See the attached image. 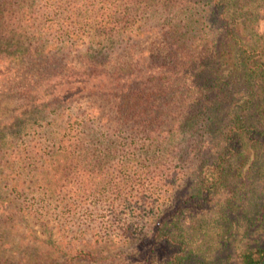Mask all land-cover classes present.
Listing matches in <instances>:
<instances>
[{
  "label": "trees",
  "instance_id": "obj_1",
  "mask_svg": "<svg viewBox=\"0 0 264 264\" xmlns=\"http://www.w3.org/2000/svg\"><path fill=\"white\" fill-rule=\"evenodd\" d=\"M65 1L46 0L45 10L28 13L20 8L26 0H0V56L20 64L26 59L47 64L60 51L69 52L79 37L91 42L97 37L120 38L125 26L142 24L143 19L146 26L157 15L153 29L168 44V54L148 68L115 65L104 70L102 50L89 47L84 75L91 81L85 82V88L55 94L39 89L33 95L39 103L0 126V171L5 172L3 187L10 188L4 198L12 202V194L25 189L62 203L67 195L83 191L82 180L93 166L87 157L98 158L110 150L104 135L118 137L129 127L131 142L144 138L142 146L153 161L150 166L159 167L165 154L187 165L178 190L172 191L174 209L158 215L152 239L156 246L163 244L170 250L168 264H183L190 250V230L201 229L202 218L223 197L233 166L240 167L264 148V33L259 26L264 25V0H87L80 22L79 11L67 8ZM70 9L73 13L66 16ZM35 24L36 33L20 32ZM20 38L31 43L24 47ZM225 65L240 71L245 98L240 104L234 101L233 89H227ZM65 77L59 78L60 85ZM172 91L183 96V109L163 122L150 102ZM82 93L88 100L113 98L116 106L106 114L94 108L86 114L67 111ZM50 109L55 117L48 137L35 139L29 133L18 137L19 128L26 129V116L36 121ZM104 118L117 121L101 131L99 122ZM128 165H118V174L125 175ZM13 173L34 178L39 186L26 188L11 178ZM142 173L138 170L123 179L140 189L145 184ZM113 179H118V185L121 182L117 174ZM166 181L167 177L156 179L154 184ZM72 206L80 208L76 203ZM104 256L100 258L108 260ZM77 257L97 260L99 254L80 252ZM236 259L231 264H264V248L240 251ZM0 264L12 263L0 260Z\"/></svg>",
  "mask_w": 264,
  "mask_h": 264
},
{
  "label": "rangeland",
  "instance_id": "obj_2",
  "mask_svg": "<svg viewBox=\"0 0 264 264\" xmlns=\"http://www.w3.org/2000/svg\"><path fill=\"white\" fill-rule=\"evenodd\" d=\"M26 1L20 8L28 13L45 10L47 6L46 0ZM65 3L67 8L79 11L76 20L80 22L87 0H66ZM113 12H116L115 9ZM71 13L70 9L65 15ZM157 19L159 16H154L146 26L143 25L144 19L142 24L125 26L120 38L97 37L91 42L79 37L69 52L60 51L47 64L27 59L20 64L9 57L0 56V126L27 111L30 105L39 103L40 100L33 97L39 89L55 94L65 90L75 92L77 87L85 88V82L91 81L84 75L87 68L84 55L89 47L102 50L101 65L104 70L115 65L124 69L148 68L150 64L164 60L169 47L158 31L153 29ZM36 26H22L20 32L26 31L27 35L36 33ZM259 26L260 33H264L263 23ZM108 29L114 30V27ZM27 39L18 40L28 47L31 40ZM224 67L228 69L225 71L229 81L227 89H233L231 94H235L234 101L240 104L245 99L241 94L243 85L240 71L228 65ZM63 75L66 76L65 84L60 85L59 78ZM39 78L41 83L37 82ZM180 94L172 91L150 102L164 119L163 122L182 112L184 99ZM83 96L84 93L79 96L78 103L73 102L66 110L76 115L81 112L86 114L94 108L106 114L116 106L113 98L88 100L87 96ZM54 117L52 109L41 114L36 121L32 116H26L23 122L26 129L21 126L19 131L22 133L18 137L29 133L35 139H45L53 127ZM115 121L117 118L102 119L99 122L101 131L113 126ZM126 129L129 127L118 137L104 135L103 140L110 150L98 158L87 157L93 166L82 180L83 191L67 195L62 203L58 199L39 196V192L32 195L25 189L13 193V201L9 202L4 197L10 188L3 187L4 176L1 174L5 172L0 171V260L12 264H168L170 250L163 244L156 246L152 240L157 227L154 223L158 222V215L174 209L176 199L172 198V191L178 190L187 165L165 154L159 167L150 166L153 161L142 146L144 138L138 136L131 142ZM263 149L255 156H248L240 167L233 166L220 203L211 214L202 218L201 229L190 230V250L183 264H231L237 261L236 254L240 251L264 248ZM122 162L129 164V171L125 175L117 172ZM138 170L143 172L141 178L145 180L141 190L135 182L123 179L132 177ZM116 174L121 181L119 185L118 179H113ZM24 175L19 177L13 173L11 178H17L26 188L39 186L37 180ZM166 177L167 181L162 185L154 184L156 179ZM32 180L35 183L32 184ZM73 203L80 205V208L72 206ZM80 252H96L99 259L78 258ZM105 253L104 257H108V260L100 258Z\"/></svg>",
  "mask_w": 264,
  "mask_h": 264
}]
</instances>
